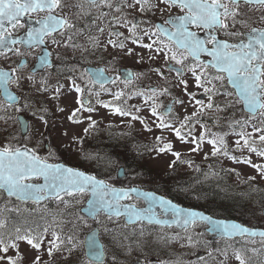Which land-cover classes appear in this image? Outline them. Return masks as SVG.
Masks as SVG:
<instances>
[{"label": "snow or ice", "instance_id": "obj_1", "mask_svg": "<svg viewBox=\"0 0 264 264\" xmlns=\"http://www.w3.org/2000/svg\"><path fill=\"white\" fill-rule=\"evenodd\" d=\"M109 115L117 141L152 140L85 148ZM146 155L248 166L220 171L246 176L257 224L146 189ZM260 184L264 0H0V264H185L152 257L207 250V234L232 241L207 251L218 264H264Z\"/></svg>", "mask_w": 264, "mask_h": 264}, {"label": "rangeland", "instance_id": "obj_2", "mask_svg": "<svg viewBox=\"0 0 264 264\" xmlns=\"http://www.w3.org/2000/svg\"><path fill=\"white\" fill-rule=\"evenodd\" d=\"M103 98L106 100L108 99V97L106 96ZM130 103H139V101L134 100V101H130ZM106 111L107 110L101 109L100 116L96 118L99 119V118L104 117V114ZM121 119L122 118L118 116H110V115L107 116L105 123H102L100 125L102 131L100 132L99 135H102L104 137L100 138V136H98L96 140L97 139L100 140L99 142L101 144L104 143L101 140L105 139V137L108 134L107 130H103V129H106L108 121H111L112 124L114 125V127L111 129L114 135L122 131L126 132L127 128L124 125L120 124ZM136 129L137 130L140 129V125L138 123L136 124ZM157 134L159 133L157 132ZM133 136H136V140H133L132 148L135 147L137 142L145 143V142L152 140L153 138L152 134L150 133H144L142 136H137V133L135 131L133 132ZM92 141H94L93 138L88 137L85 141V148L91 147L92 145H90V143ZM183 158L188 159L189 155L185 152L183 155ZM171 159L172 157L170 155L161 156L159 158H150L146 155L144 157V160L148 162V165L150 166V173H144L143 175V179L145 181L144 185H147V186L149 185L150 187L152 186L153 188V186L159 183L162 186V188H177V184L179 182L177 181L178 179L184 177L183 175L189 176V174H193L196 172L194 168H189L187 167V165H183V164H179L176 167L175 171H173L172 169H169L168 164L171 161ZM191 159H193L195 161V165H198L199 167L200 166L209 167V165H211V171H209V174H211L212 172H218L219 175H215L217 179L227 180L228 182H231L232 184H235V185H240L242 181L246 179V176L241 175L238 178L235 173H228L226 171L224 172L220 171L222 168L223 169L235 168L237 169V171H240L242 173L255 174L254 171L246 165H234L230 161H227L222 158L220 160L215 159V158H210L209 160L205 161L203 160L202 155H192ZM206 162H208L209 164H206ZM253 162H259V161L256 157L253 156ZM123 182L126 183L127 181L123 180ZM260 185H262L263 187L261 188L264 189V184H260ZM249 216L251 218V213ZM251 220L257 223V220L255 219H251ZM203 230L204 229L201 228V231ZM202 239L207 240L209 242V247L207 250L204 247H197L195 249H190V248L181 249L178 246H173V248L168 250L169 256H161V254L157 252L156 255L152 257V259L153 261H155L158 256L163 259L175 258L179 256L183 258L185 264H199V258L204 257L206 264H218V259H222V257L218 258L217 260L210 259L207 256V251H211L216 248L222 249L226 246L227 243H232V241H227V242L221 241L219 238H216L215 240H213L211 237V234H207ZM236 244L237 246H239V239H237ZM22 250H23V246H22ZM202 252H206V253L204 255H199V253H202ZM226 264H237V262L230 255V258L228 259Z\"/></svg>", "mask_w": 264, "mask_h": 264}, {"label": "trees", "instance_id": "obj_3", "mask_svg": "<svg viewBox=\"0 0 264 264\" xmlns=\"http://www.w3.org/2000/svg\"><path fill=\"white\" fill-rule=\"evenodd\" d=\"M107 133L105 139L101 140L104 142L103 144L97 139L92 141L90 145L93 146L95 144L100 147H105L107 151H112L113 145H116L115 150L123 152L124 145L127 144L129 149H132L133 141H127L125 139L117 141L114 134L110 137L109 132ZM99 136L100 138L104 137L102 135ZM131 156L132 153L130 151L128 153L129 163L132 164V167H135ZM206 164L209 163L206 162ZM209 171H211V168L200 166V171H196V174H189V176L183 175L184 177L177 180L179 181L177 188H162L159 183L154 187L184 205L201 208L210 214H214V216L236 218L244 223L250 222L253 225L257 224L249 216L250 211L246 203V197L243 195V193L249 191L248 186L244 183L235 185L227 180L217 179L215 175L209 174ZM144 173H150V166L145 160ZM205 173L209 174L207 178H205ZM260 187L263 186L260 185ZM184 189L188 191L186 192ZM189 192L198 193L201 198L197 200Z\"/></svg>", "mask_w": 264, "mask_h": 264}, {"label": "water", "instance_id": "obj_4", "mask_svg": "<svg viewBox=\"0 0 264 264\" xmlns=\"http://www.w3.org/2000/svg\"><path fill=\"white\" fill-rule=\"evenodd\" d=\"M120 178H123V176H121ZM159 194V193H158ZM161 195V194H160ZM184 206V205H183ZM197 210H201V209H198V208H196ZM201 211H203V210H201ZM209 214V213H208ZM214 218H219V217H214ZM219 219H226V218H219ZM227 220H233V221H236V222H240V221H238L237 219H227ZM242 223V222H241ZM216 238H218V237H215V236H212V239L213 240H215ZM206 252H202V253H199V255H204Z\"/></svg>", "mask_w": 264, "mask_h": 264}]
</instances>
